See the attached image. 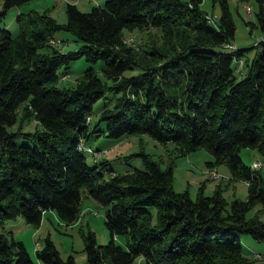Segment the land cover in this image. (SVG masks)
Returning a JSON list of instances; mask_svg holds the SVG:
<instances>
[{
  "label": "trees",
  "instance_id": "1",
  "mask_svg": "<svg viewBox=\"0 0 264 264\" xmlns=\"http://www.w3.org/2000/svg\"><path fill=\"white\" fill-rule=\"evenodd\" d=\"M24 1L1 0L0 18ZM201 1L104 0L88 10L68 1L63 22L44 9L19 12L14 35L0 25V264H35L24 242L4 229L7 219L21 214L38 224L52 208L72 222L83 190L107 204L110 233L96 243L87 229L83 264H128L140 254L146 264H264V257L243 251L239 237L249 232L264 240V178L239 154L253 146L264 155V0H255L259 49L244 61L241 76L232 59H241L244 48H223L235 31L228 0H212L218 13L201 8ZM133 28L160 32L170 47H143L139 56L122 38ZM58 29L72 32L79 45L58 47L51 41ZM80 55L101 59L111 82L89 65L75 84L57 85ZM100 97L105 100L91 125ZM18 115L21 122L9 128ZM30 118L39 126L24 130L22 120ZM99 132L113 138L148 132L172 141L178 154L204 147L213 154L207 165L224 162L226 181L245 180L247 195L228 200L219 182L210 194L203 182L194 197L176 191L173 165L162 166L143 150L128 154L140 155L142 167L108 171L106 157L89 163L78 142L90 145L87 139ZM257 203L261 209L248 215ZM117 233L126 234L125 244L114 239ZM35 253L44 264H76L72 254L60 255L49 235Z\"/></svg>",
  "mask_w": 264,
  "mask_h": 264
},
{
  "label": "rangeland",
  "instance_id": "2",
  "mask_svg": "<svg viewBox=\"0 0 264 264\" xmlns=\"http://www.w3.org/2000/svg\"><path fill=\"white\" fill-rule=\"evenodd\" d=\"M74 2L81 10H88L94 4H101L104 0H26L20 4L11 6L6 14L0 18V25L6 27L14 35L18 32L17 14L28 10L43 11L47 9L49 13L59 22L66 20L65 5L66 2ZM233 20L235 22L234 36L231 41L235 44L234 47H243L241 59H232V66L237 76H241V70L244 69V61L251 58L259 49L255 45V40L261 35L259 26L253 24L255 22V10L257 3L255 0H228ZM251 5V11L246 10V6ZM1 6V0H0ZM201 8L207 11L218 13L220 10L219 4H213L212 0H202ZM54 36L58 39L56 45L62 50L76 48L80 41L76 36L66 29H58L54 32ZM123 41L134 46L139 56H144L143 47L156 46L161 50L170 47V43L166 42L165 36L160 32H154L151 29H127L122 35ZM234 47L224 46L226 50H231ZM241 61V62H238ZM102 60L88 61L83 55L72 59L67 65V72L62 77L60 76L56 82L57 85H73L78 77L81 76L85 67L91 65L96 69L98 74L106 82H111L109 78L104 76L101 70ZM65 65L62 64L59 68L62 71ZM129 70L125 71L127 73ZM104 97L98 98L93 104L91 125L98 117V110L104 103ZM20 119L19 115L16 122L9 125V128L14 129L18 126ZM39 124L34 118L22 120V128L24 130H33ZM104 127L103 122L100 123ZM21 140V137L18 138ZM87 143L92 148H100L99 154L93 155L86 152V159L89 163H93L95 158L106 157L109 159L108 171L110 168L116 171H124L133 167H142L143 162L141 156L132 154L136 151L143 150L149 153L153 158L157 159L162 166L168 164L173 165V180L172 187L176 191L187 189L189 194L194 197L199 186L203 182V192L210 194L213 192L215 185H222V194L230 200L234 196L245 198L247 195V182L243 179L224 180L230 177L227 165L224 162H218L212 167L207 165V160L213 159V154L204 147H198L186 154H178V149L172 141L162 142L151 136L148 132H133L125 134L119 138H113L105 135L102 132L92 134ZM239 154L243 161L252 165L254 160L261 163L256 166L262 177L264 178V155L253 146H242ZM208 169V170H207ZM215 169L218 177H213L210 171ZM105 171V174L108 172ZM107 175V174H106ZM224 178L223 180L221 179ZM227 182V184H226ZM261 204L257 203L248 210L247 214H252ZM107 204L100 202L85 190L82 191L80 199V212L76 220L66 222L61 218L55 209H46L41 221L38 224L27 221L23 215L17 214L6 220L4 229L7 233H12L17 239H21L28 250L30 257L35 264H44L36 255L35 248L41 246L45 236L49 237L54 242L60 255L65 258L68 254H72L76 264H83L85 261L84 238L83 235L88 228L94 231L96 243H104L110 238L109 230L104 223V213ZM261 209V208H258ZM150 210L155 220L156 208L150 206ZM261 214V213H260ZM264 217V212L261 214ZM239 237L242 243L243 251L248 255L264 257V240L254 238L249 232H240ZM117 242L125 244L126 234L117 233L114 237ZM98 264H110L107 260H102ZM128 264H146L143 255L136 256Z\"/></svg>",
  "mask_w": 264,
  "mask_h": 264
},
{
  "label": "built area",
  "instance_id": "3",
  "mask_svg": "<svg viewBox=\"0 0 264 264\" xmlns=\"http://www.w3.org/2000/svg\"><path fill=\"white\" fill-rule=\"evenodd\" d=\"M246 10H247V11H250V10H251V8H250L249 5L246 6ZM51 41H52V42H55V39L53 38V39H51ZM228 45H229L230 47H234V46H235V44H234L233 42L228 43ZM88 118H89V116H87V119H88ZM78 147L81 148V149H83V150H85V151L90 152V153L93 154V155H97V154H99V152H100V150L95 149V148H92L90 145H87V144L84 142V140H80V141L78 142ZM260 165H261V163H260L259 161L254 160V161L252 162V166H260ZM210 174H211L213 177H218V176H219V173H218L215 169L211 170V171H210Z\"/></svg>",
  "mask_w": 264,
  "mask_h": 264
},
{
  "label": "crops",
  "instance_id": "4",
  "mask_svg": "<svg viewBox=\"0 0 264 264\" xmlns=\"http://www.w3.org/2000/svg\"><path fill=\"white\" fill-rule=\"evenodd\" d=\"M207 170H208V169H207ZM228 172H229V171H228ZM221 179L223 180L224 178L221 177ZM224 180H226V179H224ZM245 182H246V181H245Z\"/></svg>",
  "mask_w": 264,
  "mask_h": 264
}]
</instances>
